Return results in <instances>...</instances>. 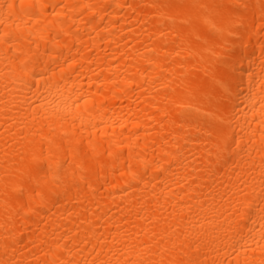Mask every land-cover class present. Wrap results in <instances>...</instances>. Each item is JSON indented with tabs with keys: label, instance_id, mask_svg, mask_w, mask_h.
I'll return each mask as SVG.
<instances>
[{
	"label": "bare ground",
	"instance_id": "1",
	"mask_svg": "<svg viewBox=\"0 0 264 264\" xmlns=\"http://www.w3.org/2000/svg\"><path fill=\"white\" fill-rule=\"evenodd\" d=\"M0 264H264V0H0Z\"/></svg>",
	"mask_w": 264,
	"mask_h": 264
}]
</instances>
